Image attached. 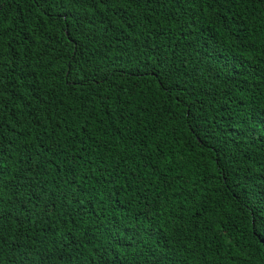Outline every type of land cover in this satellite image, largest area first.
Here are the masks:
<instances>
[{
  "label": "trees",
  "instance_id": "16d2710c",
  "mask_svg": "<svg viewBox=\"0 0 264 264\" xmlns=\"http://www.w3.org/2000/svg\"><path fill=\"white\" fill-rule=\"evenodd\" d=\"M0 264H264V0H0Z\"/></svg>",
  "mask_w": 264,
  "mask_h": 264
}]
</instances>
